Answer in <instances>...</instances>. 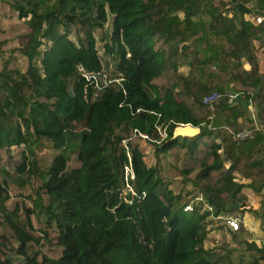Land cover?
I'll use <instances>...</instances> for the list:
<instances>
[{"label":"trees","instance_id":"1","mask_svg":"<svg viewBox=\"0 0 264 264\" xmlns=\"http://www.w3.org/2000/svg\"><path fill=\"white\" fill-rule=\"evenodd\" d=\"M108 22L125 95L82 75L109 70L94 36ZM263 45L264 0H0V150L13 159L0 167V264H264V218L251 238L243 214L256 215L244 189L264 196ZM179 124L200 132L173 137ZM161 154L191 190L170 187ZM238 212L237 230L217 218ZM214 221L246 256L209 237Z\"/></svg>","mask_w":264,"mask_h":264},{"label":"rangeland","instance_id":"2","mask_svg":"<svg viewBox=\"0 0 264 264\" xmlns=\"http://www.w3.org/2000/svg\"><path fill=\"white\" fill-rule=\"evenodd\" d=\"M252 16L251 15H246V18H251ZM254 20V19H253ZM254 22L256 23V20H254ZM109 28V22L105 25L104 29L100 30L99 28H95L94 30V36L96 37V40H97V50H98V53L100 55V58H101V61L102 63L109 69L111 66L113 67V58L111 55L109 54H106L103 52V45H104V39H101V35H102V32L106 31V29ZM70 37L72 39H74V36L71 34ZM183 71H186V68L185 67H182L181 68ZM144 145V150H145V161L147 164L149 165H153L155 163V156H153L151 150H152V147L151 145L149 144H145L144 142H142ZM13 163V159L12 157L10 156L9 153L5 152L4 150H0V167L1 168H9L10 171L12 172V168H11V165ZM158 163L157 165L160 167L161 169V172H162V177L166 180H170L171 183H170V187L174 190V191H177L181 188H183L184 190L183 191H189L191 190V186L189 184H186L185 186H182V184H180L179 180L178 179H171L170 178V171H169V166H168V160L165 159L162 154L160 155V158L158 159V161L156 162ZM244 192H246V194L248 195V199H249V202H250V206L253 210L256 211V215H249V212H244L243 214H245V218L246 220L248 219V222L251 223V224H255L254 227H251V231H250V236L249 237H253L255 238L253 235V232H252V228L254 230H257L256 228H260L261 226V222H262V219L264 218L263 215H261V207L264 206V204L262 203L263 200H264V196H262V194H255L254 192H247L246 189H244ZM249 211V210H248ZM224 217H221V219L223 221H225V215H223ZM228 216H232V217H235V216H239L242 218V213L238 212V213H235V214H230ZM245 220V221H246ZM223 221H214L212 224H211V231L209 232V237H211L212 239L215 240L216 243L218 242H223V241H227L230 243V249H234L233 250V254H232V258H233V261H237L240 260L243 256H246L247 252L246 250L244 249V247L242 246H239V247H236L237 245L234 244V243H231V238H230V234L228 233L227 230H223V229H220V228H217L219 227V225H223ZM248 224V223H247ZM259 224V225H258ZM249 226V225H248ZM250 227V226H249ZM253 230V231H254ZM260 233V232H259ZM257 236L258 235V232H257ZM211 242H208L206 241L204 243V246L205 247H211Z\"/></svg>","mask_w":264,"mask_h":264},{"label":"built area","instance_id":"3","mask_svg":"<svg viewBox=\"0 0 264 264\" xmlns=\"http://www.w3.org/2000/svg\"><path fill=\"white\" fill-rule=\"evenodd\" d=\"M252 20H256V23H260L262 18L258 15V16H252L251 17ZM82 75L85 76L86 81H88L89 83H91L94 86L95 89V93L98 94L99 91L103 90L104 88L108 87V86H112V87H119L121 89V91L124 93L125 95V89H124V85H123V81L125 80L124 76H122L120 73L118 72H113L112 67L109 68V70H102L101 72L98 73H82ZM216 96H218V93L216 92H211L209 95H207L204 98V102H208L213 100ZM237 94H230L229 95V101L233 100L234 97H236ZM141 109L138 108L136 109V111H140ZM252 111V117L253 119H256V114L254 109H251ZM157 115H159V113H157ZM181 126L186 125V124H179ZM157 126V125H156ZM157 131L160 135V139H163L166 137L167 132L166 129L160 128V127H156ZM259 126H256L254 128H242L241 130H238L237 132L234 133L233 138L234 140H244V139H248V138H252L253 136V132L255 130H258ZM133 136L138 137L140 140L142 141H152L151 137L149 136V134L141 132L137 129L133 130ZM124 144L127 143V139H124L122 141ZM125 179L127 180V178L129 177L130 179H133L134 175L132 173L131 167H125ZM124 193H130L132 196H135V192L133 190V188L126 183L125 184V188H124ZM201 199L200 197H197L195 200ZM206 208L210 209V207L208 205H205ZM192 208V201H190L189 203H187L185 205V210H190ZM217 218L221 219V216H218ZM225 224L232 230H237L239 227V221L238 218L236 217H232V216H227L225 217ZM261 260L264 262V254L261 258Z\"/></svg>","mask_w":264,"mask_h":264},{"label":"water","instance_id":"4","mask_svg":"<svg viewBox=\"0 0 264 264\" xmlns=\"http://www.w3.org/2000/svg\"><path fill=\"white\" fill-rule=\"evenodd\" d=\"M200 132L199 127L191 126L190 124L178 125L173 130V137L177 136H195Z\"/></svg>","mask_w":264,"mask_h":264},{"label":"crops","instance_id":"5","mask_svg":"<svg viewBox=\"0 0 264 264\" xmlns=\"http://www.w3.org/2000/svg\"><path fill=\"white\" fill-rule=\"evenodd\" d=\"M249 19H251L250 21H251V22H253L252 18H249ZM260 53H261V55H264V45L262 46V48H261V50H260ZM262 63H263V65H262V67H261V68H262V70L264 71V61H263ZM246 191H247V192H249V191H250V192H252V193H253V191H252V190H250V189H248V188H246ZM245 193H246V192H245Z\"/></svg>","mask_w":264,"mask_h":264}]
</instances>
